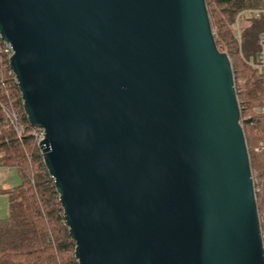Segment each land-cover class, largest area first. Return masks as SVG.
I'll return each instance as SVG.
<instances>
[{"label": "water", "instance_id": "95a60500", "mask_svg": "<svg viewBox=\"0 0 264 264\" xmlns=\"http://www.w3.org/2000/svg\"><path fill=\"white\" fill-rule=\"evenodd\" d=\"M0 38L77 264H264L205 0H0Z\"/></svg>", "mask_w": 264, "mask_h": 264}, {"label": "trees", "instance_id": "16d2710c", "mask_svg": "<svg viewBox=\"0 0 264 264\" xmlns=\"http://www.w3.org/2000/svg\"><path fill=\"white\" fill-rule=\"evenodd\" d=\"M205 1L216 44L228 53L233 65L241 124L254 171L256 161L264 164V155L256 150L264 137V115L255 111L257 105L264 104V81L259 69L249 62L255 59L259 35L264 34V16H251L240 39L234 34V24L240 11L264 8V0ZM0 102L5 106L11 103L16 108L24 128L23 135L17 137L0 106V167H14L20 175L17 185L0 188L7 198L8 209L6 217L0 218V264H77L58 194L30 134L31 125L23 113L14 74L1 51V41Z\"/></svg>", "mask_w": 264, "mask_h": 264}, {"label": "built area", "instance_id": "2783aa9c", "mask_svg": "<svg viewBox=\"0 0 264 264\" xmlns=\"http://www.w3.org/2000/svg\"><path fill=\"white\" fill-rule=\"evenodd\" d=\"M253 15L257 17L264 16V8H254V7L247 8L240 11L237 14L234 24V34L237 37V39H240L242 30L249 26L250 17ZM0 41H1V51L4 53V55H6L8 62V58L12 53L11 45L8 42L3 41L1 38ZM249 64L259 69L261 77L264 81V34L263 33H261L258 37V50L256 52L255 59L250 61ZM0 106L2 107L6 119L14 129L17 137H21L23 135L24 128L19 121L18 112L16 108H14L11 105V103H9L8 106H5L3 103L0 102ZM255 111L260 115H264V104L257 105L255 107ZM30 134L32 135L33 139L35 140L38 146L42 139V134H43L42 128L39 126H31ZM256 150L264 155V137L260 141L259 145L256 147ZM251 179L255 194V200L258 208V216L260 220V227H261L260 233L264 242V230L262 229V222H264V164L262 168L256 172L251 169ZM259 204L262 206L261 212H259Z\"/></svg>", "mask_w": 264, "mask_h": 264}, {"label": "rangeland", "instance_id": "374dc122", "mask_svg": "<svg viewBox=\"0 0 264 264\" xmlns=\"http://www.w3.org/2000/svg\"><path fill=\"white\" fill-rule=\"evenodd\" d=\"M259 157H263L262 154H259ZM254 171H258L262 168V165L259 161H256ZM0 171L2 175L0 179H2V183L6 185V187H12L17 185L20 182V175L16 168L14 167H0ZM2 188V187H1ZM7 215V202L6 199L0 193V218H4Z\"/></svg>", "mask_w": 264, "mask_h": 264}, {"label": "crops", "instance_id": "0c3cea01", "mask_svg": "<svg viewBox=\"0 0 264 264\" xmlns=\"http://www.w3.org/2000/svg\"><path fill=\"white\" fill-rule=\"evenodd\" d=\"M1 175H2V173H1V171H0V176H1ZM1 181H2V179H0V188H1V187H2V188H7L6 185L3 184ZM1 195L3 196V198L6 199V202H7V198H6L5 194L1 193ZM7 211H8V209H7Z\"/></svg>", "mask_w": 264, "mask_h": 264}]
</instances>
